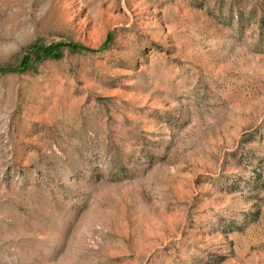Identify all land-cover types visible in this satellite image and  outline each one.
<instances>
[{
  "label": "rangeland",
  "instance_id": "rangeland-1",
  "mask_svg": "<svg viewBox=\"0 0 264 264\" xmlns=\"http://www.w3.org/2000/svg\"><path fill=\"white\" fill-rule=\"evenodd\" d=\"M0 264H264V0H0Z\"/></svg>",
  "mask_w": 264,
  "mask_h": 264
},
{
  "label": "trees",
  "instance_id": "trees-1",
  "mask_svg": "<svg viewBox=\"0 0 264 264\" xmlns=\"http://www.w3.org/2000/svg\"><path fill=\"white\" fill-rule=\"evenodd\" d=\"M68 47L70 49H77V50H86L84 47L73 44V43H52L48 46H36L35 49L38 53H42L44 56H51V57H58L60 48ZM27 60H24L23 63L26 64Z\"/></svg>",
  "mask_w": 264,
  "mask_h": 264
}]
</instances>
